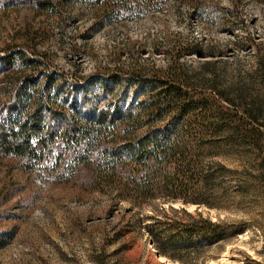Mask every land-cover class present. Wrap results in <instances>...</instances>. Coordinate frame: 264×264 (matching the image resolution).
Returning <instances> with one entry per match:
<instances>
[{
    "label": "rangeland",
    "instance_id": "374dc122",
    "mask_svg": "<svg viewBox=\"0 0 264 264\" xmlns=\"http://www.w3.org/2000/svg\"><path fill=\"white\" fill-rule=\"evenodd\" d=\"M36 1L45 0H0V56L15 48L47 62L73 92L67 110L84 97L87 111L123 109L149 93L108 75L176 69L213 109L230 113L241 97L247 113L236 116L261 134L252 141L226 127L211 136L204 161L225 168L208 191L180 194L187 202L104 186L95 156L88 165L61 156L62 141L30 168L0 153V264H264V0H71L56 9ZM105 4L115 5L110 23ZM19 61L0 65V100L24 71ZM190 218L241 229L162 254L149 230Z\"/></svg>",
    "mask_w": 264,
    "mask_h": 264
},
{
    "label": "trees",
    "instance_id": "16d2710c",
    "mask_svg": "<svg viewBox=\"0 0 264 264\" xmlns=\"http://www.w3.org/2000/svg\"><path fill=\"white\" fill-rule=\"evenodd\" d=\"M70 1L36 3L42 9H56ZM113 6H101L104 22L113 21ZM177 57L178 53L175 66ZM17 60L25 65L24 71L15 74L0 100V153L27 160L29 168L39 163L43 155L52 156L53 149L62 141L65 146L58 148L61 156L66 154L85 165L89 156H95L99 181L104 186L122 188L144 198L156 191L162 194L161 198L187 202L180 194L208 191L217 173L225 168L220 163L212 167L204 161L202 151L211 136L226 127L232 135L252 141L257 138L255 133L261 134L257 129L245 128L243 121H239L243 117L236 116L238 108L239 113H247L241 97L232 102L236 109L230 113L214 106L213 109L206 97L187 89L188 76L183 71L148 75L137 70L108 75L113 82L137 83L149 97L123 109L106 106L96 110L90 106L88 111L84 97L85 104L82 98L83 105L76 111L73 106L72 112L63 107L70 105L73 92L68 84L61 83L60 74L48 70L47 62L32 52L26 55L15 48L0 56V65L14 68ZM58 99L62 105L53 106ZM259 165L264 170V159ZM197 200L192 198L190 202L198 203ZM240 229L241 226L231 230L190 218L159 225L149 232L155 235L156 245L165 254L167 248L176 252L190 246L193 238L214 240Z\"/></svg>",
    "mask_w": 264,
    "mask_h": 264
}]
</instances>
